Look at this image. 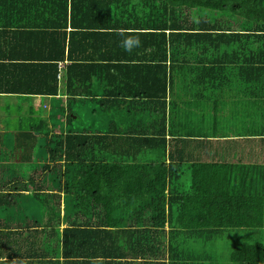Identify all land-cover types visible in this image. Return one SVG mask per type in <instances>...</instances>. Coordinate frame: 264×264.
<instances>
[{
	"label": "trees",
	"instance_id": "trees-1",
	"mask_svg": "<svg viewBox=\"0 0 264 264\" xmlns=\"http://www.w3.org/2000/svg\"><path fill=\"white\" fill-rule=\"evenodd\" d=\"M233 2L0 0V38L20 50L46 48L34 62L0 50V93L68 101V113L58 104L49 119L53 128L61 123L59 132L41 128V167L60 169L64 181L58 184L68 194L61 216L59 210L51 217L45 212L46 224L53 220L49 224L56 226L62 217L60 230L24 233L50 242L37 256L57 250L62 264H98V258L222 264L217 249L226 232L260 230L264 236V24L258 26L262 14L256 11L262 4L251 0L234 21L227 18L239 6ZM57 59L65 63L60 80ZM227 63L247 83L225 120L228 128L219 132L214 123L211 136L217 139L201 148L200 159L176 149L182 141L167 152L168 84L185 75L211 92ZM127 98L151 104L155 118L143 117L144 107L131 111L123 103L129 121L115 113L104 132L95 122L74 127L77 103L89 101L99 113L105 107L106 115ZM234 154L246 164L222 162ZM225 248L226 264H264V238ZM28 249H37L34 240Z\"/></svg>",
	"mask_w": 264,
	"mask_h": 264
},
{
	"label": "crops",
	"instance_id": "crops-1",
	"mask_svg": "<svg viewBox=\"0 0 264 264\" xmlns=\"http://www.w3.org/2000/svg\"><path fill=\"white\" fill-rule=\"evenodd\" d=\"M21 48V46L17 48L14 44H10L9 39L4 41L0 38V50L10 51L11 56L14 59H20V62H34L33 56L44 53L46 49L44 47L39 49L29 47L26 50H20ZM25 56L31 58L28 61H23ZM56 64L59 67L57 78L60 80L65 63L58 62L57 59ZM223 64L225 63L223 62ZM232 67V64H226L223 76L215 80L216 84L211 92L204 86V88L202 87L200 79L198 82H193L192 78L181 74L168 84L164 111L167 152L169 146H175L177 141H182L179 146H176V149L183 150L185 154L200 159L201 148H204L210 140L217 139V137L211 136L213 126L216 124L219 132H222L223 128H228L225 120L228 121L229 113L234 107L232 104L235 103L237 95L243 91L244 87L247 88V83L244 85L243 79L236 78L231 72ZM118 102L121 108L108 107L112 109L108 113L109 116L116 113L118 117L123 115V118L129 121V115H125L126 106L123 105L125 103L130 105L131 111L142 110L144 107L146 115L143 117L149 116L150 120L155 118L151 104L144 106L140 103L146 102L145 100L127 98ZM67 103L66 97L61 95L45 97L0 93V264H62L61 256L57 250H54L53 254H50V250L44 251L45 256H37L40 254L41 246L46 247L50 242L45 243L44 238L39 235L25 236L24 233L62 228V217L56 226L49 224H55L56 221L53 220L46 224L45 212L48 210V216L51 217V211L54 215L55 210H59L61 216L65 208L64 200L66 201L68 194L62 190V185L59 186L61 182L63 183L64 178L60 177V169H58L57 176L58 170L50 172L41 167L44 157L37 149H39V142L42 141L39 133L41 128H46L52 133L59 132V128L58 132L55 131L57 128H53L49 119L58 112V104L63 106L68 113ZM15 106L20 110L16 112V119H14ZM107 110L103 107L102 113L105 115ZM59 118H62L61 114ZM25 120H29V122ZM40 121H43V125L40 124ZM45 121L47 125H45ZM151 123L153 121H150V125ZM229 136H231L230 133ZM229 139L235 138L229 137ZM17 140L19 142L15 144ZM172 140L175 141L172 142ZM27 142L28 144H26ZM22 145L25 147L21 154ZM15 151L19 152V155L16 154L17 159H15ZM227 158L223 161L219 160L234 165L237 162L246 164L245 158L238 159L235 154L227 156ZM32 240L35 241L37 248L35 250L28 249ZM106 260L98 258L96 262L98 264H110L109 262L117 264L116 259L108 258ZM149 262L151 264L152 261L149 260Z\"/></svg>",
	"mask_w": 264,
	"mask_h": 264
},
{
	"label": "rangeland",
	"instance_id": "rangeland-1",
	"mask_svg": "<svg viewBox=\"0 0 264 264\" xmlns=\"http://www.w3.org/2000/svg\"><path fill=\"white\" fill-rule=\"evenodd\" d=\"M231 1H234L233 3H236L239 6L234 11H232V10L228 11L229 15H228L227 18L229 20H234V19H236L239 16H244L246 14L245 13V9L248 8V5L251 4V0H247V3H246L245 6L242 5L243 0H231ZM259 1L261 2L262 5H260V6L257 5L258 7L256 8V11L258 13L262 14V17L259 19V23H258V26L260 27L261 23L264 24V22H262L263 19H264V1H261V0H259ZM229 4H231V3H229ZM249 10L252 11V8L249 9ZM229 22H233V21H229ZM250 23H253V22L250 21ZM254 23H255V21H254ZM236 25H238V24H236ZM248 27H249V29H248ZM248 27H246V26H243V27L242 26H240V27L239 26H232V29L233 30H237V31L238 30L239 31H243V30H251L252 29L251 25L248 26ZM250 43H252V42L250 41ZM253 45L256 46L254 43H253ZM76 105H78L79 109H80L79 111H77V117L79 118V121H75L74 120V122H75L74 127L76 129H82V128L85 129L86 126H90L91 122H95L97 124V126L95 125V128H97V130H99L101 132H104L108 122L110 120H112V117L109 116L108 114L104 115L103 113L97 112V108L95 106H93L91 103H89V101H86L85 105H82V106H80V103H77ZM84 107L86 108V110L84 109ZM14 109H15L14 119H16V117H17V113L16 112H19L20 110L16 106L14 107ZM71 111L73 112V104L71 105ZM65 113H67V111ZM80 119H81L82 122L80 121ZM25 121L29 122V120H25ZM52 122H54V120ZM72 122H73V119L71 120V123ZM60 126H61V123L58 122V126H56L57 129L55 130L56 132H58V128ZM69 128L73 129V124L69 125ZM63 129H64V127H63ZM39 133H40L41 140H42L41 142H43V143L39 142V144H38V148L39 149H37V151L39 153H41L43 155L44 159H45V150L43 148L44 147L45 137H44V134H43V129H41L39 131ZM17 142H19V141L17 140L15 142V144ZM26 144H28V142ZM24 147L25 146L22 145L21 150H20L21 154L23 153ZM16 154L19 155V152L15 151V159H17ZM39 157H40V155H39ZM40 160H42V159H40ZM57 176H58V171H57ZM263 238H264L263 233H261L260 230L247 231V232L246 231H241V230H232V231L226 232L225 235H223V238L221 240V245H222V246H220L221 248L217 249L218 254L220 255V258L222 259L220 261V263H222V264H226L227 263L226 260H225V258H227V256H226V252L227 251H226L225 247H227V250L228 249L231 250V246L233 244H235V243L236 244L237 243L253 244L255 242H261ZM222 241H223V243H222Z\"/></svg>",
	"mask_w": 264,
	"mask_h": 264
}]
</instances>
